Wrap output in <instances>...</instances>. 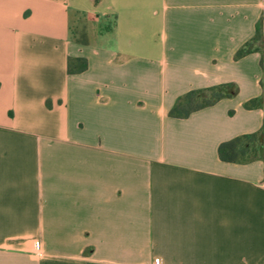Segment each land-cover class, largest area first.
Here are the masks:
<instances>
[{"label":"crops","instance_id":"1","mask_svg":"<svg viewBox=\"0 0 264 264\" xmlns=\"http://www.w3.org/2000/svg\"><path fill=\"white\" fill-rule=\"evenodd\" d=\"M0 264H264V0H0Z\"/></svg>","mask_w":264,"mask_h":264},{"label":"trees","instance_id":"2","mask_svg":"<svg viewBox=\"0 0 264 264\" xmlns=\"http://www.w3.org/2000/svg\"><path fill=\"white\" fill-rule=\"evenodd\" d=\"M81 42L84 41L82 40ZM243 54V50L238 51L236 58ZM86 67L87 63L83 58H76L68 61V71L70 73L83 72ZM221 89H224V86L190 91L176 101L174 106L170 109L169 115L175 118L186 117L196 110L209 106L217 100L227 96L226 93L220 91ZM206 90L212 92L215 90L219 91L214 93L209 99L200 98L199 95ZM257 105L258 101L254 99L246 102L244 104V108L251 109L255 108ZM260 146V133L242 135L227 142L221 143L218 146L217 155L219 160L222 162L246 163L260 157L258 153Z\"/></svg>","mask_w":264,"mask_h":264},{"label":"rangeland","instance_id":"3","mask_svg":"<svg viewBox=\"0 0 264 264\" xmlns=\"http://www.w3.org/2000/svg\"><path fill=\"white\" fill-rule=\"evenodd\" d=\"M219 90H215V91H209V90H206V91H204V92H202L200 95H199V97L200 98H206V99H209V98H211V96L214 94V93H216V92H218ZM221 92H223V93H228L229 92V90L228 89H221L220 90Z\"/></svg>","mask_w":264,"mask_h":264},{"label":"built area","instance_id":"4","mask_svg":"<svg viewBox=\"0 0 264 264\" xmlns=\"http://www.w3.org/2000/svg\"><path fill=\"white\" fill-rule=\"evenodd\" d=\"M32 249L35 252L39 253V245H38V243L36 241H33V243H32Z\"/></svg>","mask_w":264,"mask_h":264}]
</instances>
